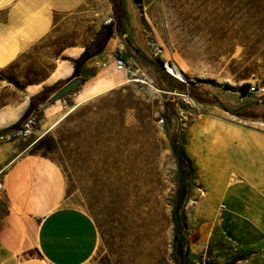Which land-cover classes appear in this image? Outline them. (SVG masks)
<instances>
[{
	"label": "rangeland",
	"instance_id": "374dc122",
	"mask_svg": "<svg viewBox=\"0 0 264 264\" xmlns=\"http://www.w3.org/2000/svg\"><path fill=\"white\" fill-rule=\"evenodd\" d=\"M103 31L104 49L76 68ZM74 76L80 85L49 102ZM254 83L264 86V0H85L0 68V144L75 136L60 170L69 202L98 226L100 262L183 264L188 251V264H258L256 248L212 226L223 207L259 203L239 148L242 132L264 134V96L242 90Z\"/></svg>",
	"mask_w": 264,
	"mask_h": 264
},
{
	"label": "crops",
	"instance_id": "0c3cea01",
	"mask_svg": "<svg viewBox=\"0 0 264 264\" xmlns=\"http://www.w3.org/2000/svg\"><path fill=\"white\" fill-rule=\"evenodd\" d=\"M85 0H0V68L46 36L58 13ZM240 160L257 205L240 211L223 207L212 226L237 246L256 248L264 264V134L244 131ZM31 143L0 144V264H105L97 260L101 236L82 207L69 202L65 179L55 162L28 152Z\"/></svg>",
	"mask_w": 264,
	"mask_h": 264
},
{
	"label": "trees",
	"instance_id": "16d2710c",
	"mask_svg": "<svg viewBox=\"0 0 264 264\" xmlns=\"http://www.w3.org/2000/svg\"><path fill=\"white\" fill-rule=\"evenodd\" d=\"M107 36H108V31H103L99 33L94 38L92 43L84 48V51L81 53V55L73 60V63L75 64L76 68H81L89 58H91L92 56H94L95 54L99 53L101 50L104 49L107 42ZM167 76L169 77V75ZM8 82H11L17 86L16 81H13L12 79H8ZM243 91H245V89H243ZM45 101L46 98L44 97L43 90L36 93L35 95H32L29 98V105L24 115L17 122L12 124L10 128L13 129L16 128L17 125L21 123V121L25 118V116H27L30 113L32 109L44 103ZM125 109H127V107H125ZM74 137H75L74 135L68 134L65 137L66 139H60V138L56 139L51 134H44L43 136H41L31 144L29 153L48 158L53 162H55L59 168H64V169L70 168L71 165L69 163V160H70L71 151L68 150L67 147L70 144V139ZM64 142H68V145L65 146L62 145ZM175 150L178 152L182 160H184V162L189 165L188 159L183 149L181 148V146L177 145V143L175 146ZM52 155H57V156L53 158ZM64 173H66V170H64ZM180 219L182 221V224L184 225L185 224L184 215H182ZM182 242L184 243V245H186L187 243V240L184 236L182 237ZM183 264H188V251L184 255Z\"/></svg>",
	"mask_w": 264,
	"mask_h": 264
},
{
	"label": "built area",
	"instance_id": "2783aa9c",
	"mask_svg": "<svg viewBox=\"0 0 264 264\" xmlns=\"http://www.w3.org/2000/svg\"><path fill=\"white\" fill-rule=\"evenodd\" d=\"M113 65L116 72L122 73L127 71V63L124 58V56L119 51L118 53H115L113 57ZM255 86V93H249V94H256L258 96H264V86L257 85L254 83ZM2 190L1 182H0V191Z\"/></svg>",
	"mask_w": 264,
	"mask_h": 264
},
{
	"label": "water",
	"instance_id": "95a60500",
	"mask_svg": "<svg viewBox=\"0 0 264 264\" xmlns=\"http://www.w3.org/2000/svg\"><path fill=\"white\" fill-rule=\"evenodd\" d=\"M81 83L80 76H74L66 84H64L60 89H58L51 97H49V102H54L67 95H69L74 89H76Z\"/></svg>",
	"mask_w": 264,
	"mask_h": 264
},
{
	"label": "bare ground",
	"instance_id": "6f19581e",
	"mask_svg": "<svg viewBox=\"0 0 264 264\" xmlns=\"http://www.w3.org/2000/svg\"><path fill=\"white\" fill-rule=\"evenodd\" d=\"M168 71L173 74L176 78H179L180 80H184L182 74L175 68L174 66H171L169 63L166 65ZM243 90V89H242ZM245 90L248 93H255V86L254 84L246 85ZM86 97V96H85ZM84 97V98H85ZM88 97V95H87ZM88 99V98H87ZM83 101V100H82ZM78 104V103H77ZM61 119V118H60Z\"/></svg>",
	"mask_w": 264,
	"mask_h": 264
}]
</instances>
